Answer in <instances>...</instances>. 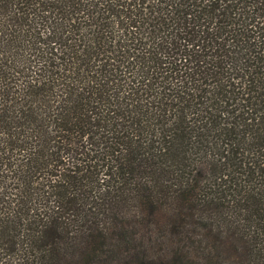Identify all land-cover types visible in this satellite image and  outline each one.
<instances>
[{"label":"trees","instance_id":"16d2710c","mask_svg":"<svg viewBox=\"0 0 264 264\" xmlns=\"http://www.w3.org/2000/svg\"><path fill=\"white\" fill-rule=\"evenodd\" d=\"M0 264H264V0H0Z\"/></svg>","mask_w":264,"mask_h":264}]
</instances>
